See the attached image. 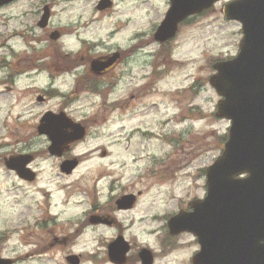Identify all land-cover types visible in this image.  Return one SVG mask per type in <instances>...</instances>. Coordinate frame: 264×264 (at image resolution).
I'll use <instances>...</instances> for the list:
<instances>
[{"label":"rangeland","instance_id":"374dc122","mask_svg":"<svg viewBox=\"0 0 264 264\" xmlns=\"http://www.w3.org/2000/svg\"><path fill=\"white\" fill-rule=\"evenodd\" d=\"M98 1L19 0L0 7V252L24 249L14 264H69L68 254L79 255V264H113L106 246L121 234L130 244L124 264H140V248L153 253L152 264H191L195 237L170 236L166 221L204 196V169L222 149L219 130L227 134L229 121L214 115L219 96L208 78L213 62L237 53L240 24L222 16L220 0L161 45L153 33L168 0H111L102 11ZM47 4L48 25L40 28ZM53 31L56 40L49 38ZM117 51L127 57L110 72L122 75L112 90H76L78 68L87 72L92 59ZM54 53L73 64L58 68ZM46 111H64L85 126V137L71 143L80 155L48 153L49 140L36 131ZM21 153L34 156L32 182L3 165ZM66 157L79 160L70 174L59 170ZM138 190L136 205L116 212L114 225L85 226L93 201L104 205L99 201L111 193ZM54 238L62 241L44 248Z\"/></svg>","mask_w":264,"mask_h":264},{"label":"water","instance_id":"95a60500","mask_svg":"<svg viewBox=\"0 0 264 264\" xmlns=\"http://www.w3.org/2000/svg\"><path fill=\"white\" fill-rule=\"evenodd\" d=\"M15 0H0V6ZM220 0H169L166 13L157 26L153 39L159 43L174 38L179 24L187 17L209 9ZM111 7L110 0H99L98 10ZM222 15L227 20L240 23L242 37L238 44L236 58L218 60L213 65L209 85L219 99L215 116L229 120L227 139L221 153L205 168V195L188 203L190 210H179L166 221L168 233L178 235L191 233L199 250L191 257V264H264V0H233L222 6ZM49 7H43L37 25L48 24ZM49 37L56 40L57 31ZM119 58L114 52L102 59H93L90 67L99 72L110 67ZM38 96L37 101L41 102ZM64 112L46 111L40 118L37 132L49 140L48 152L61 156L63 149L59 140L50 134L62 135ZM74 138L78 141L85 135L84 127L76 122ZM70 142V143H71ZM31 154L11 155L4 160L6 169L14 171L25 181H32L34 173L28 167ZM77 165L75 158L63 160L60 171L69 174ZM237 173L239 179L234 176ZM250 173V175H249ZM130 195L117 200L124 206ZM131 203V200L128 202ZM129 205V204H128ZM90 223H104L101 217H90ZM129 251V244L123 236H117L107 247L109 259L122 264ZM141 264H152L149 249L138 253ZM121 260H117L119 258ZM66 261L78 264L76 255H69ZM13 261H11V264ZM0 264H8L0 261Z\"/></svg>","mask_w":264,"mask_h":264},{"label":"flooded vegetation","instance_id":"af4514ba","mask_svg":"<svg viewBox=\"0 0 264 264\" xmlns=\"http://www.w3.org/2000/svg\"><path fill=\"white\" fill-rule=\"evenodd\" d=\"M16 1H19V0H16ZM16 1H14V2H16ZM14 2H12V3H14ZM186 20L183 21L182 23H185ZM168 43L169 42H165V43H163L161 45H164V44L166 45ZM117 52L119 53V58L110 67H108V68H106V69H104L102 71H99V72L93 71L91 69V67H90V62H89V71L84 72L83 75H81L79 73H78V75H76V81H75L76 82V85H75L76 90H78L79 87L84 85V84H86V86L88 88V89H85V90L93 92V93L102 94L103 91L112 90L114 88V86L117 84V81H118L119 77H122V75H120L119 77L115 78V74H111L110 72L117 64H119L121 59H123L124 57H127L126 56L127 54L124 55L122 51H117ZM106 56H108V55L99 56V57H97L95 59H102V58H104ZM90 59H92V58H90ZM138 89L140 90L141 88H138ZM72 92H70V93H72ZM119 105L120 104H117L116 107H119ZM120 107H122V106H120ZM59 112H61V111H59ZM62 112H64V111H62ZM68 118L71 121L76 122V121L72 120L70 117H68ZM79 123H81V122H79ZM84 128H85V126H84ZM85 130H86V128H85ZM66 150L67 149H64L63 153H61V156L64 154V152ZM32 157H33V159H32V161H33L34 160V156L32 155ZM66 159H71V157H66V158L62 159V161L66 160ZM76 159L78 160V158H76ZM29 168L34 173V175H35L34 178H36V172L30 167V165H29ZM126 195H130V198L128 199V201L124 203V206L126 205L127 207H119V204H117V200L120 199L123 196H126ZM140 196H141V191L140 190H138L136 192H131V191L123 192V193L122 192H118V193H115V194H113V193L109 194V197L107 199V203H105L104 205H100L97 202L95 203V201H93L92 202V209L88 212V214H89L88 215V219H86V218L84 219L85 220V223H84L85 226L87 225V222H89L90 217H101V218L105 219V221H106L104 223H96V224L108 225V226L114 225L115 224L114 214L116 212H122V211H125V210L132 209L136 205V202H137V200H138V198ZM130 200H131V203H128ZM90 224H92V223H90ZM119 235H121V234H117L116 237L119 236ZM114 239H112L110 242H112ZM57 241L61 242L62 240H58V239L54 238V240L51 243H49L48 246L46 245L44 248H47V249L50 248ZM109 243L106 246V250H107V247H108ZM141 249L142 248H140L138 250V252L136 253V256H137L138 259H139L138 253H139V251ZM129 251H130V244H129ZM128 252L126 254V259H125V261L122 264H124L128 260V256H127ZM68 255H71V254H68ZM66 256H65V258H66ZM77 256H78L79 262H80V256L79 255H77ZM152 256H153V253H152ZM107 257H108V252H107ZM153 259H154V256H153ZM108 260L111 263L116 264V263L112 262L109 259V257H108ZM13 262L15 263L16 260L14 259ZM139 262H140V259H139ZM152 263H153V260H152ZM140 264H141V262H140Z\"/></svg>","mask_w":264,"mask_h":264},{"label":"clouds","instance_id":"9594fccd","mask_svg":"<svg viewBox=\"0 0 264 264\" xmlns=\"http://www.w3.org/2000/svg\"><path fill=\"white\" fill-rule=\"evenodd\" d=\"M223 2H224V9L226 11V6L231 4V3H233V0H223ZM52 23H53V26L57 25V20H56L55 17H54ZM61 23H64V22L61 21ZM32 27H33V30H34L35 34L37 36H39L41 34L40 33V29L35 27V25H33ZM146 39H147V37H146ZM42 45H43V42L41 44H38L37 47H41ZM17 51H20V49L17 48ZM71 51L76 52V51H78V48L77 49H71ZM95 51L97 53H102L104 51V49L96 48ZM233 55H234L235 58L237 57L235 53ZM77 71L81 75H83L85 70H84L83 67H81V68H78ZM61 91H66V89H61ZM205 95L206 96L209 95L207 91L205 92ZM56 119H59V120H61L63 122L62 125H61L62 129H63V134L57 136L55 130H51L50 134L53 136V139L60 141L59 147L61 149H67L74 156L80 155V153L78 151H75V150L72 149V145L70 143L71 140L74 138V129H75L76 126L72 123L71 120H68L66 117H58ZM219 133L220 134H226L224 129H220ZM21 150H24L23 146H21ZM249 175H250V173H249ZM234 178L235 179H239L238 176H237V173L235 174ZM99 203L104 204V203H107V201H99ZM261 243L264 244V241H261ZM21 251H24V249L17 250V249H13V248H5L2 252H0V261H6V262H8V264H11V261L14 260L15 257L20 254ZM76 251H82V252L83 251H88V252H91L92 249L91 248H89L87 250H85V249H77ZM121 259L122 258L120 257L117 260L119 261Z\"/></svg>","mask_w":264,"mask_h":264},{"label":"trees","instance_id":"16d2710c","mask_svg":"<svg viewBox=\"0 0 264 264\" xmlns=\"http://www.w3.org/2000/svg\"><path fill=\"white\" fill-rule=\"evenodd\" d=\"M163 47V46H162ZM166 54H169V50L166 51ZM60 57L62 59H60ZM54 58H56V61H55V65L58 67V68H63V66H66V65H72L73 64V59H70L69 56L67 55H60L58 53H54ZM82 88L83 89H88L86 84L82 85ZM226 139V134L225 135H222L220 136V140H219V143L221 145H223V142L225 141Z\"/></svg>","mask_w":264,"mask_h":264}]
</instances>
